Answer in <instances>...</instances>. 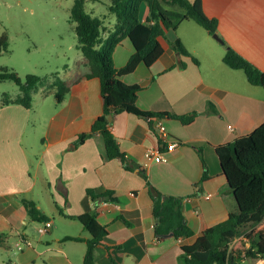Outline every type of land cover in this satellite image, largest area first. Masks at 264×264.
Returning <instances> with one entry per match:
<instances>
[{
    "label": "crops",
    "instance_id": "obj_1",
    "mask_svg": "<svg viewBox=\"0 0 264 264\" xmlns=\"http://www.w3.org/2000/svg\"><path fill=\"white\" fill-rule=\"evenodd\" d=\"M202 2L205 14L218 20L217 34L225 43L196 22L184 21L160 40L164 53L151 67L141 63L121 77L141 86L136 102L140 110L193 117L188 124L173 118L158 120L169 134L164 142L148 119L130 113L115 116L110 129L137 168L129 170L119 160L107 159L100 133L74 145L79 135L90 132L103 107L100 81L85 79L89 68L80 56L75 67L83 65V71L71 74L68 66V74L58 76L76 85L61 102L48 100L44 84L39 100L33 93L31 109L0 104V232L18 237L20 262L83 264L91 235L75 218L95 209L89 189L109 190L117 198L98 207V221L108 235L96 248L97 264H184L182 246L193 245L206 229L238 211L216 149L264 123V89L251 85L243 71L229 68L223 58L231 47L264 71V0ZM146 16L147 12L142 21ZM105 26L108 32L115 24ZM176 38L198 64L170 47ZM134 53L131 41L123 40L113 55L115 67H125ZM170 141L179 142L172 152L167 151ZM150 148L160 149L166 160L147 162ZM138 168L145 170L160 193L183 199L182 211L193 236L156 238L148 182ZM25 199L35 202L52 225L55 213L60 219L48 233L38 232L36 244L28 228L44 222L29 216ZM45 237L49 239L43 241ZM67 237L83 241H65ZM1 246L10 248L5 241Z\"/></svg>",
    "mask_w": 264,
    "mask_h": 264
},
{
    "label": "trees",
    "instance_id": "obj_2",
    "mask_svg": "<svg viewBox=\"0 0 264 264\" xmlns=\"http://www.w3.org/2000/svg\"><path fill=\"white\" fill-rule=\"evenodd\" d=\"M143 4L147 9L144 21L140 16ZM109 10L115 15L116 24L107 32L104 20L86 11L84 0H75L71 9V21L76 23L77 48L89 68L85 79H99L103 106L102 114L95 120L90 132L79 135L74 145H81L94 134L100 133L107 159H117L131 170L137 166L120 149L110 129L115 116L130 113L148 119L152 128L160 119L173 118L188 124L193 117L140 110L136 102L141 86L127 84L121 77L133 73L141 63L151 67L164 53L160 40L165 39L166 32L177 31L184 21H194L209 34L215 35L218 20L205 14L202 0H112ZM125 39L131 41L135 53L127 65L119 69L115 67L113 55L116 47ZM169 45L179 55L189 57L195 64L199 63L179 38L170 41ZM8 47V37L3 34L0 37V54L7 52ZM223 62L233 70L243 71L251 85L264 89V71L233 48H227ZM6 81L14 82L21 94L15 100L7 98L3 105L12 103L31 109L33 93L48 80L28 75L23 81L16 73L3 68L0 70V83ZM51 86L57 89L55 100L61 102L76 85L71 86L56 76ZM216 150L230 191L237 201L238 211L230 213L225 221L206 229L193 245L182 246L181 259L184 264H264V123L252 133L218 146ZM140 172L148 182L156 238L162 240L170 234L176 240L193 236V230L187 225L182 211L183 199L160 193L148 181L145 170L140 169ZM87 196L95 209L75 219L91 235L86 241L83 264H97L96 248L108 235L107 228L98 221V207L104 202H117V198L109 190L97 192L89 189ZM23 202L34 221L49 220L35 202L26 199ZM5 238L6 235L0 232V245ZM64 240L83 241L78 237Z\"/></svg>",
    "mask_w": 264,
    "mask_h": 264
},
{
    "label": "rangeland",
    "instance_id": "obj_3",
    "mask_svg": "<svg viewBox=\"0 0 264 264\" xmlns=\"http://www.w3.org/2000/svg\"><path fill=\"white\" fill-rule=\"evenodd\" d=\"M84 1L86 11L92 16L104 20L105 23L116 24V17L109 10L112 0ZM74 2L75 0H0V37L6 34L9 43L8 51L0 54V70L7 68L23 81L28 75L48 80L45 83L46 88L43 85L39 86L35 92L37 100L41 98L44 88L48 100L50 102L54 100L53 96L57 89L51 86L54 82L52 79L67 75L68 66L72 68L71 74L85 69L83 65L75 67L79 56L83 60L85 58L77 48L76 23L71 21ZM146 10V5L143 4L141 18ZM19 93L20 89L14 82L0 83V104ZM52 217L53 225L60 220L56 213ZM38 226L40 224H37V229ZM36 228H28L27 232L34 244L41 237ZM5 235V242L10 248L6 249L0 245V264H44L42 259L37 262H20L17 259L18 237H8L6 232ZM46 239L49 237H45L43 241Z\"/></svg>",
    "mask_w": 264,
    "mask_h": 264
},
{
    "label": "built area",
    "instance_id": "obj_4",
    "mask_svg": "<svg viewBox=\"0 0 264 264\" xmlns=\"http://www.w3.org/2000/svg\"><path fill=\"white\" fill-rule=\"evenodd\" d=\"M155 132L157 134V136L159 137V139L161 141H168L169 138V134L166 130V127L164 126V124L160 121H157L155 123ZM179 145V142L177 141H170L168 146H167V151L168 152H172L174 151ZM145 159L147 162H151V161H155V162H161V161H165V155L163 154L162 151H160V149L157 148H150L146 151L145 153ZM52 227V223L49 221L44 222L43 224L40 225L38 232L40 234H46L49 232V230ZM21 249V248H20Z\"/></svg>",
    "mask_w": 264,
    "mask_h": 264
},
{
    "label": "water",
    "instance_id": "obj_5",
    "mask_svg": "<svg viewBox=\"0 0 264 264\" xmlns=\"http://www.w3.org/2000/svg\"><path fill=\"white\" fill-rule=\"evenodd\" d=\"M213 37H214V39H216L217 41H219V42H221V43H223L224 41L222 40V38L218 35V34H215V35H213ZM178 55H179V53H177ZM173 235L172 234H170V235H168L167 237H172Z\"/></svg>",
    "mask_w": 264,
    "mask_h": 264
}]
</instances>
